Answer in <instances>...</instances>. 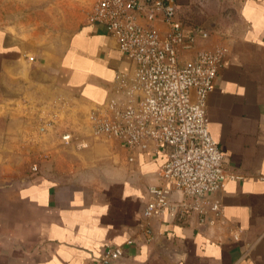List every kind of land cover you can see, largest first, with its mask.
<instances>
[{
  "label": "crops",
  "instance_id": "0c3cea01",
  "mask_svg": "<svg viewBox=\"0 0 264 264\" xmlns=\"http://www.w3.org/2000/svg\"><path fill=\"white\" fill-rule=\"evenodd\" d=\"M198 2L181 1L182 16L210 31L195 49L225 48L207 98L209 129L242 177L216 193L222 214L204 222L166 210L150 219L147 241L142 211L148 186L162 183L167 149L130 150L89 130L90 113L117 95L130 58L99 22L84 19L58 52L0 26V103L30 98L89 126L64 131L71 143L54 134L25 170L8 160L0 139V264H84L108 244L122 248L116 264H264V0H221L207 19ZM7 130L0 137H11ZM181 198L176 189L169 196Z\"/></svg>",
  "mask_w": 264,
  "mask_h": 264
},
{
  "label": "built area",
  "instance_id": "2783aa9c",
  "mask_svg": "<svg viewBox=\"0 0 264 264\" xmlns=\"http://www.w3.org/2000/svg\"><path fill=\"white\" fill-rule=\"evenodd\" d=\"M182 0H96L89 20L106 26L132 63L118 77L117 95L92 111L95 134L121 141L128 149H167L158 174L161 184L149 185L141 226L153 238L150 219L170 210L184 218L197 213L212 222L223 212L216 193L232 172L209 129L206 106L220 73L224 47L195 49L210 31L181 13ZM72 141V134L62 136ZM85 146V143H83ZM36 169V166H34ZM176 189L180 202L171 203ZM122 248L108 244L101 256L84 264H116Z\"/></svg>",
  "mask_w": 264,
  "mask_h": 264
},
{
  "label": "rangeland",
  "instance_id": "374dc122",
  "mask_svg": "<svg viewBox=\"0 0 264 264\" xmlns=\"http://www.w3.org/2000/svg\"><path fill=\"white\" fill-rule=\"evenodd\" d=\"M194 1L198 6V0ZM201 1L204 4L200 7L206 10L202 13L204 19L217 15L218 1L221 0ZM95 2L96 0H0V26L37 42L40 49L58 52L79 23L84 19L89 20ZM231 9L234 10L232 7L228 10L232 11ZM50 111L49 106L33 102L30 98L0 103V117L7 118V121L0 122V130L5 127L10 132L12 129L11 137L4 136L0 139L8 144L5 150L8 160L19 169L25 170L29 163L33 164V156L40 157V146L43 147L54 134H58L57 138H62L64 131L75 133L88 126L86 120L66 122L57 118L55 111ZM15 117L19 119L18 122L4 126V123L13 121Z\"/></svg>",
  "mask_w": 264,
  "mask_h": 264
}]
</instances>
